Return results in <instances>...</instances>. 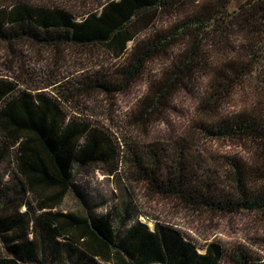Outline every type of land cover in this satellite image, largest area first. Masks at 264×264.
I'll return each instance as SVG.
<instances>
[{
	"label": "trees",
	"instance_id": "16d2710c",
	"mask_svg": "<svg viewBox=\"0 0 264 264\" xmlns=\"http://www.w3.org/2000/svg\"><path fill=\"white\" fill-rule=\"evenodd\" d=\"M185 7L175 26L138 40L161 15ZM79 18L61 7L0 6L2 42L100 46L124 59L110 77L97 73L54 93L0 78V167L14 164L17 180L13 187L0 181V264H264L241 245L211 243L201 254L184 234L161 224L151 231L136 220L126 229L121 217L116 229L111 213L98 215L87 201L83 215L53 212L69 193L84 199L76 166L107 167L114 176L121 164L151 195L198 213L250 214L264 222V0H113ZM169 52L175 53L171 65L149 84L133 127L157 121L176 93L202 76L207 85L197 136L245 147L250 160L222 156L223 172H213L188 140L171 150L135 145L130 135L72 106L74 96L127 90ZM246 90L258 101L227 113V104ZM8 189L19 196L8 201ZM25 196H34L37 208Z\"/></svg>",
	"mask_w": 264,
	"mask_h": 264
},
{
	"label": "rangeland",
	"instance_id": "374dc122",
	"mask_svg": "<svg viewBox=\"0 0 264 264\" xmlns=\"http://www.w3.org/2000/svg\"><path fill=\"white\" fill-rule=\"evenodd\" d=\"M109 1L113 0H0V6L27 2L33 5L61 7L81 19L89 12L101 10ZM186 10V7L179 8L172 13L161 15L153 28L139 36L138 40L175 26ZM133 47L134 44L130 43L129 52ZM173 53L169 52L167 56L150 62L142 79L127 90L112 97L99 93L89 97L74 96L75 102L72 106L79 107L80 111L108 125L115 132L130 135L135 145H165L171 150L176 142L188 140L192 143L196 157L206 169L213 172H223L220 162L217 161L221 160L222 156L250 160L251 153L245 147L229 141H213L197 136L196 123L201 120L200 104L205 99L207 85L206 78L202 76L182 87L157 121H153L149 126L133 127V116L138 114L149 84L158 80L171 65L175 55ZM123 60L114 59L100 46L52 48L39 46L28 40H20L14 44L0 41V78L17 83L20 89L44 90L47 93H54L62 86L74 89L77 81L84 77L97 73L110 77L114 70L122 67ZM256 101L258 99L251 91H238L227 104L226 111L235 113L247 109L248 105ZM13 166L7 162L1 165V186L13 187L16 184ZM75 170L77 185L82 190L80 192L84 199L69 193L62 205L53 212L83 215L87 213L84 204V201H87L90 206L96 207L98 215L111 213L116 229L120 227L121 217L127 220L126 229L136 220L145 224L151 231H154L157 224H161L184 234L199 247L201 254L205 253L209 244L219 243L226 248L241 245L258 257L264 258V222L255 216L238 214L216 217L189 210L171 199L151 195L143 185L135 181L130 170L121 164L114 176L103 166H76ZM6 194L8 201L19 196L11 189L6 190ZM25 198L34 209L37 208L38 202L34 196ZM26 210L27 208H23L22 212ZM3 252L0 247V255H3Z\"/></svg>",
	"mask_w": 264,
	"mask_h": 264
}]
</instances>
